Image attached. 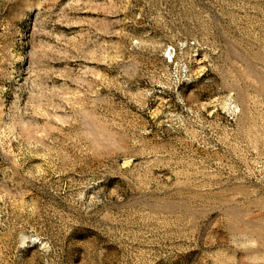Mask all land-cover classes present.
<instances>
[{
    "label": "rangeland",
    "instance_id": "374dc122",
    "mask_svg": "<svg viewBox=\"0 0 264 264\" xmlns=\"http://www.w3.org/2000/svg\"><path fill=\"white\" fill-rule=\"evenodd\" d=\"M0 264H264V0H0Z\"/></svg>",
    "mask_w": 264,
    "mask_h": 264
}]
</instances>
